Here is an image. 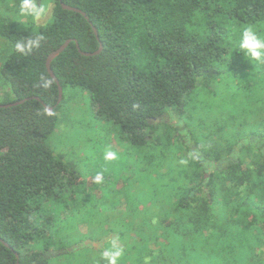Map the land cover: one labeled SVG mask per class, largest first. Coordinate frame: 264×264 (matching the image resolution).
Returning a JSON list of instances; mask_svg holds the SVG:
<instances>
[{
  "label": "trees",
  "instance_id": "obj_1",
  "mask_svg": "<svg viewBox=\"0 0 264 264\" xmlns=\"http://www.w3.org/2000/svg\"><path fill=\"white\" fill-rule=\"evenodd\" d=\"M45 1L41 26L0 0V105L56 106L46 60L72 40L51 63V114L35 100L0 109V264H108L113 242L117 264H264V63L238 47L245 27L264 37V0ZM93 27L103 51L85 57L74 42L98 51ZM77 90L121 148L102 149L97 185V162L58 146Z\"/></svg>",
  "mask_w": 264,
  "mask_h": 264
},
{
  "label": "rangeland",
  "instance_id": "obj_2",
  "mask_svg": "<svg viewBox=\"0 0 264 264\" xmlns=\"http://www.w3.org/2000/svg\"><path fill=\"white\" fill-rule=\"evenodd\" d=\"M44 4H47V11L43 17H41L39 20H36V24L41 26L46 23H49L51 19L50 15H51L52 5H49V3L46 1L44 2ZM6 91H7V87L4 86V82L0 79V102L3 100L4 93ZM67 94H69V92H67ZM88 100L89 99L87 93L83 92L82 90H77L71 96V99L68 101V103L65 106L64 116L66 119L65 120L66 123L62 124L60 128L61 130L59 131V134H62L61 137L66 139V141L63 144L60 143L58 146H60L59 149L61 151L68 153L69 150L67 147L65 148V146L76 145L77 148L74 150H70V152L72 157L75 159V161L79 165L82 164L83 168H85V164H86L85 162L86 155L87 157H92L94 161L97 162L94 164V167H90L95 174L94 176H91V178H88L87 182H93L94 184L97 185L99 183V179L100 178L102 179L104 174L103 171L105 170L104 169L105 167L102 166V161L99 160V158L103 156V154H101L102 149L111 148L116 152L121 153V148L117 145L115 141L114 132H111L112 128L111 130L109 129V134H107V129L105 126H103L102 124L91 123V115L89 112ZM222 109L227 111L228 113L231 111L229 107L225 105L223 106ZM72 130L74 131L77 130L76 131L77 134H75L76 136H74V138H76L75 140L71 139L73 138L74 135V134H70ZM96 143L97 145L94 146V144ZM109 181L112 180L110 179ZM151 182H152V178H151ZM122 187H125L124 184L119 182L118 186L115 189L120 190L122 189ZM83 235H86V233H84ZM101 238L103 241H100ZM104 241H105L104 237L101 236L98 238V241H95V243L103 244ZM86 242H91V241L86 240L84 243Z\"/></svg>",
  "mask_w": 264,
  "mask_h": 264
},
{
  "label": "clouds",
  "instance_id": "obj_3",
  "mask_svg": "<svg viewBox=\"0 0 264 264\" xmlns=\"http://www.w3.org/2000/svg\"><path fill=\"white\" fill-rule=\"evenodd\" d=\"M47 4L38 5L37 0H21L20 14L22 16L31 17L33 21L39 20L45 15ZM42 37L37 36L17 41L15 44L16 51L20 54H28L34 48L40 46ZM238 47L243 56L251 61L264 63V37L257 35L252 27H245L242 31L238 42ZM116 158V153L107 152L105 159L112 160ZM102 257L108 261V264H117V260L122 255V250L113 242L108 248L102 252Z\"/></svg>",
  "mask_w": 264,
  "mask_h": 264
},
{
  "label": "water",
  "instance_id": "obj_4",
  "mask_svg": "<svg viewBox=\"0 0 264 264\" xmlns=\"http://www.w3.org/2000/svg\"><path fill=\"white\" fill-rule=\"evenodd\" d=\"M61 7H62L63 10L80 14L86 20H88V18L86 17V15L82 11H80V10H78L76 8H72V7L66 6L64 4H61ZM92 29H93V32H94L95 36L97 37V39L99 41V37H98L97 30L94 27ZM71 42H72V40L66 41L58 50H56L53 53H51L48 56L47 60H46V69H47V72H48L49 76L51 77V79L55 82V84L57 86V89H58V101H57L56 106H54V107H48L39 98L33 97V98H30V99H25V100H22V101L13 103V104H9V105H0V109H3V108L6 109V108L15 107V106L24 104L25 102H28L30 100H35V101H38L45 108V110H46L47 113L51 114L54 111V109L58 105H60L61 102L63 101V89H62L59 81L57 80V78L55 77V75H54V73H53V71L51 69V63H52V61L55 58H57L60 54H62L68 48V46L70 45ZM74 43L76 45L77 50L80 52V54L82 56H85V57H94V56L99 55L103 51V45H102V43L100 41H99V50L96 51V52H94V53H83V52L80 51L77 42L75 41ZM0 242L2 244H4L7 248H10L9 245L5 244L2 240H0ZM89 244H92L95 248H97L99 246V244H96V243H91V242H86L85 243V245H89ZM18 257L19 256L16 254V258L17 259H18Z\"/></svg>",
  "mask_w": 264,
  "mask_h": 264
}]
</instances>
